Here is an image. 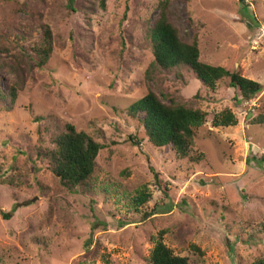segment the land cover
<instances>
[{
    "label": "rangeland",
    "instance_id": "1",
    "mask_svg": "<svg viewBox=\"0 0 264 264\" xmlns=\"http://www.w3.org/2000/svg\"><path fill=\"white\" fill-rule=\"evenodd\" d=\"M159 1L0 0V90H17L12 107L0 101V264H149L160 233L188 264L264 258V162H246L264 157V125L251 123L264 106V0L248 14L239 0H167L180 39L197 35L200 62L263 86L247 102L227 78L210 92L188 68H151ZM44 28L53 49L37 68ZM148 92L207 113L187 158L153 147L127 114ZM224 109L237 125L212 127ZM65 124L105 146L87 195L63 189L37 157ZM140 191L150 199L136 207Z\"/></svg>",
    "mask_w": 264,
    "mask_h": 264
},
{
    "label": "trees",
    "instance_id": "2",
    "mask_svg": "<svg viewBox=\"0 0 264 264\" xmlns=\"http://www.w3.org/2000/svg\"><path fill=\"white\" fill-rule=\"evenodd\" d=\"M70 3L73 0H69ZM101 8H104V0H100ZM168 1H159L158 18L154 21L146 34L153 62L152 69L159 68L163 71L188 68L204 87L214 92L217 82L227 78L228 87L238 91L241 101H250L263 91V86L255 81L240 75L239 72H229L222 67L211 66L199 61V49L197 35L193 34L190 42H183L177 29L167 18ZM246 8V9H245ZM246 14L249 7L244 5ZM250 20H253L252 18ZM32 51L37 57L36 67L40 68L48 62L52 54V34L48 28L42 32V41ZM1 54V53H0ZM22 57H28L21 51ZM5 64L0 60V71ZM18 71H21L18 69ZM150 75V71L147 72ZM16 87H11L8 93L0 90V101L9 99L12 107L16 101ZM127 114L136 120L143 128L146 140L155 148L169 147L174 154L180 158H187L194 144L198 129L207 124V113L200 109L189 108L184 104L171 101L163 103L153 92H148L127 108ZM252 114H249L251 116ZM251 123L264 125V106L253 115ZM237 125V118L230 109H224L213 115L212 127H232ZM133 146H138L139 141L129 137ZM49 149L38 152L37 157L46 166V169L58 181L60 186L69 193H81L82 195L92 192L93 182L96 174V158L101 150L105 148L101 143L93 140L87 133L77 132L71 124H65L58 135L51 137ZM249 150H253L249 146ZM191 159V158H190ZM254 159V160H253ZM194 158L191 161H195ZM256 161L261 166L264 157L259 160L251 156L246 162ZM150 199V194L140 191L133 198V203L139 207ZM169 210H157L155 214L167 213ZM7 217V216H5ZM264 234V223L261 227ZM254 243L251 236L247 239ZM194 248V246L192 247ZM196 251H199L195 248ZM149 264H188L187 258L173 255L162 242V233L155 239L154 247L149 255ZM253 264H264V258H259Z\"/></svg>",
    "mask_w": 264,
    "mask_h": 264
},
{
    "label": "built area",
    "instance_id": "3",
    "mask_svg": "<svg viewBox=\"0 0 264 264\" xmlns=\"http://www.w3.org/2000/svg\"><path fill=\"white\" fill-rule=\"evenodd\" d=\"M239 1L250 8L253 7V3L255 2V0H239ZM261 32L264 35V28H261Z\"/></svg>",
    "mask_w": 264,
    "mask_h": 264
}]
</instances>
